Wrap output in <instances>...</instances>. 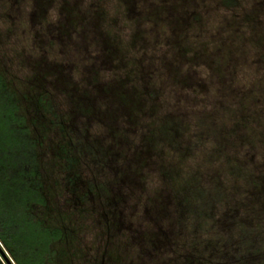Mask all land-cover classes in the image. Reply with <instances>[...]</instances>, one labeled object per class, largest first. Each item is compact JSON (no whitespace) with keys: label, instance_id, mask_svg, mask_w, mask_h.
<instances>
[{"label":"rangeland","instance_id":"1","mask_svg":"<svg viewBox=\"0 0 264 264\" xmlns=\"http://www.w3.org/2000/svg\"><path fill=\"white\" fill-rule=\"evenodd\" d=\"M0 69L55 264H264V0H0Z\"/></svg>","mask_w":264,"mask_h":264},{"label":"trees","instance_id":"2","mask_svg":"<svg viewBox=\"0 0 264 264\" xmlns=\"http://www.w3.org/2000/svg\"><path fill=\"white\" fill-rule=\"evenodd\" d=\"M37 103L52 111L48 92L39 93ZM37 144L0 69V249L12 264H55L54 245L66 237L63 229L45 224L33 212L46 204Z\"/></svg>","mask_w":264,"mask_h":264},{"label":"water","instance_id":"3","mask_svg":"<svg viewBox=\"0 0 264 264\" xmlns=\"http://www.w3.org/2000/svg\"><path fill=\"white\" fill-rule=\"evenodd\" d=\"M0 251H1V249H0ZM1 253H2V256H3V258L5 259V261H6L8 264H12V262H11L10 259L4 254V252L1 251Z\"/></svg>","mask_w":264,"mask_h":264}]
</instances>
